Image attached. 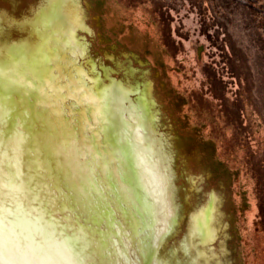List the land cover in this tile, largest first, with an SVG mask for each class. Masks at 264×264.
<instances>
[{"label": "bare ground", "instance_id": "1", "mask_svg": "<svg viewBox=\"0 0 264 264\" xmlns=\"http://www.w3.org/2000/svg\"><path fill=\"white\" fill-rule=\"evenodd\" d=\"M33 6L32 23L3 12L0 25V209L39 220L70 264H206L223 204L216 190L180 243L159 252L182 213L152 84L83 65L81 0Z\"/></svg>", "mask_w": 264, "mask_h": 264}, {"label": "rangeland", "instance_id": "2", "mask_svg": "<svg viewBox=\"0 0 264 264\" xmlns=\"http://www.w3.org/2000/svg\"><path fill=\"white\" fill-rule=\"evenodd\" d=\"M29 5L34 0H0V11L21 17ZM81 6L90 30H78L87 43L80 61L87 69L97 62L104 79L108 69L150 82L158 127L172 141L182 215L159 252L180 243L190 213L216 190L223 204L206 264H264V0ZM11 33L20 35L14 27Z\"/></svg>", "mask_w": 264, "mask_h": 264}, {"label": "clouds", "instance_id": "3", "mask_svg": "<svg viewBox=\"0 0 264 264\" xmlns=\"http://www.w3.org/2000/svg\"><path fill=\"white\" fill-rule=\"evenodd\" d=\"M61 247L22 209H0V264H70Z\"/></svg>", "mask_w": 264, "mask_h": 264}, {"label": "snow or ice", "instance_id": "4", "mask_svg": "<svg viewBox=\"0 0 264 264\" xmlns=\"http://www.w3.org/2000/svg\"><path fill=\"white\" fill-rule=\"evenodd\" d=\"M46 2V0H34V4L39 5ZM36 11V9L34 8L33 5H29L28 9L22 13V16L24 17L23 19V23L25 25H28L30 23H32V19H31V15ZM4 23V13L2 11H0V25H2ZM17 23V21L15 20H9V25L10 26H14ZM3 32L2 29H0V36H2Z\"/></svg>", "mask_w": 264, "mask_h": 264}, {"label": "trees", "instance_id": "5", "mask_svg": "<svg viewBox=\"0 0 264 264\" xmlns=\"http://www.w3.org/2000/svg\"><path fill=\"white\" fill-rule=\"evenodd\" d=\"M238 115V114H237ZM237 118V117H236ZM261 208H262V213H261V219L262 221H264V197H263V201L261 203Z\"/></svg>", "mask_w": 264, "mask_h": 264}]
</instances>
